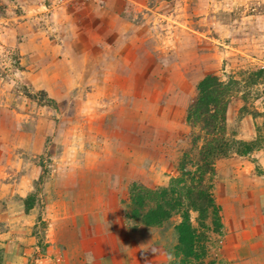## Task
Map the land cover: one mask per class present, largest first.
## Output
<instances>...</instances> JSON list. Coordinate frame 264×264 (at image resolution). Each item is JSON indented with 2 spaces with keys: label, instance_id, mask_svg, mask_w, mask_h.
I'll return each mask as SVG.
<instances>
[{
  "label": "rangeland",
  "instance_id": "rangeland-1",
  "mask_svg": "<svg viewBox=\"0 0 264 264\" xmlns=\"http://www.w3.org/2000/svg\"><path fill=\"white\" fill-rule=\"evenodd\" d=\"M207 77L250 152L213 162L190 262L264 264V0H0V264H178L181 215L131 194L194 172Z\"/></svg>",
  "mask_w": 264,
  "mask_h": 264
},
{
  "label": "trees",
  "instance_id": "trees-1",
  "mask_svg": "<svg viewBox=\"0 0 264 264\" xmlns=\"http://www.w3.org/2000/svg\"><path fill=\"white\" fill-rule=\"evenodd\" d=\"M227 86L220 83L216 77L205 78L198 86L197 99L187 109V122L192 127H198L204 137H201L202 145L198 152L199 158L195 163L194 172H185L182 168L181 176L174 181L176 189H172L171 193L177 198L166 200L168 196L166 190L159 193L145 192L142 194L137 186L133 188L131 194L136 202V209L132 213L135 218H140L144 226L160 225L171 218V212L181 215L182 222L175 227L178 239L175 250L183 256L178 264H192L191 259L198 261L202 258L196 255L198 238L195 235L196 230L190 224L189 212H197L200 220L206 218L209 210L217 216L210 187L205 185L206 177L210 176L213 171V162L220 157L232 154L245 155L250 152V148L236 141L234 136L231 139L226 137L228 101L226 97H228L230 88L234 87L233 83ZM241 148L243 151L240 150ZM185 201H188L187 206H184ZM149 203L152 204V208L144 212Z\"/></svg>",
  "mask_w": 264,
  "mask_h": 264
},
{
  "label": "crops",
  "instance_id": "crops-1",
  "mask_svg": "<svg viewBox=\"0 0 264 264\" xmlns=\"http://www.w3.org/2000/svg\"><path fill=\"white\" fill-rule=\"evenodd\" d=\"M1 236H2V234H0V238H1ZM5 237V236H4ZM2 239H4V238H2ZM22 244H25V243H22ZM10 257H12V256H10Z\"/></svg>",
  "mask_w": 264,
  "mask_h": 264
}]
</instances>
